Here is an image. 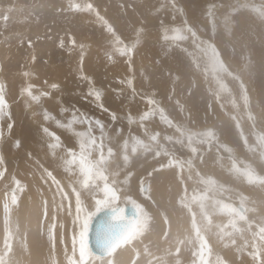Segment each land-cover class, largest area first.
<instances>
[{"label": "rangeland", "instance_id": "1", "mask_svg": "<svg viewBox=\"0 0 264 264\" xmlns=\"http://www.w3.org/2000/svg\"><path fill=\"white\" fill-rule=\"evenodd\" d=\"M72 4H78L80 9H73ZM89 4L92 5L91 9L87 8ZM189 28L195 31V40L188 31ZM177 29L186 37L185 39H172ZM209 45L214 46L219 52V58L224 62L228 73L232 75L213 73L211 65L207 62V56L202 51V49H208L209 53ZM120 49L125 50L123 54ZM217 75L225 85L226 91L220 89ZM226 76H229L228 79L230 78L233 84L227 81ZM236 76L244 82L247 90L249 98L247 107L244 105L240 81L235 79ZM263 78L264 0H0V85H3L7 102L4 113L0 115V158H2L0 169L4 167L2 170L5 173L4 145L10 144L12 140L16 142L18 138L15 120L16 117L21 118L19 115L27 121L29 128L34 132L45 135L48 132H45L47 129L55 133L60 142L55 141L50 135L51 141L62 147L65 144H79V137L72 135L68 130L73 121L77 122L76 129H80L79 120H85V118L92 121L99 120L104 125L103 142L106 158H108L109 147L113 149V155L116 157L117 155L114 148L107 144L105 131L110 132V128L119 127L125 129V133H129H126L127 135H134L135 138L146 141L142 131L146 132L155 127L161 130V134L163 133V140L172 141V144H164L162 137H159L156 132L159 138L154 143H157L147 144L148 152L161 151V156L156 162L143 167L145 163L142 160L143 168L135 173L134 170H130L133 156L130 155L129 162L125 164L124 151L118 156L119 158L113 159V156L108 158L106 173L110 181L117 180V187L123 189V192L125 186L131 182L134 192H138L137 194L142 197H136L133 194L131 196L128 193L129 196L142 204L152 219L158 218L156 214L161 208L159 200L161 194L163 195L162 185L164 184L169 192L168 194L164 191L166 197L170 195L171 198H179L180 194L177 195V193H183L185 187L196 186L199 188L197 190L201 187L202 190L211 189L215 192L217 201L221 200L222 204L240 208L235 205V201H238L239 205L243 202L244 207L258 206L259 208V202L248 190L264 191V182L262 179H256L251 181L252 185H250L246 173L250 171L253 176L258 177L256 168L252 165L254 157L259 155H256L257 150L260 153L258 158L262 159L264 164V145H261L259 140V137L264 136ZM10 81L14 82L12 84V90H16L14 96H11L9 92ZM29 89L31 95L28 93ZM96 92L100 93L99 99L95 96ZM173 93L175 96H172ZM33 96L38 99H32ZM72 98L87 104L88 110L92 112L91 115L74 114L65 119L66 123H61L58 118L49 116L48 112L52 110L46 102L63 100L64 106L61 104L63 110L70 108L66 99ZM126 101L131 104L124 103ZM208 102L209 110L205 107ZM114 103H117V106L113 107ZM212 104L216 109L211 107ZM75 105L71 107H77ZM15 109L18 113L13 111ZM161 109L172 122L171 125L159 117ZM145 113H151V115L147 117L148 119H141ZM249 114L253 119H249ZM227 116L231 118L234 116L239 121L242 120L241 122L245 121L252 135L255 136H253L255 142L251 140L245 143V137L248 136L245 134L251 135V133L246 128H242L241 124L236 129L238 133L236 135L241 137L244 143L240 144L237 141L238 137L235 140L231 136L229 138L223 121L224 118L225 120L230 118ZM74 117L77 119L73 120ZM150 119L155 121L154 124H147ZM203 125H205L204 128ZM178 127L181 131H177ZM208 130L214 133V140H209L202 135ZM189 136L192 137L191 148H195L196 152H192L188 146ZM125 140L126 138L122 136V141ZM28 141L23 144L31 148L30 145L35 143ZM118 145L124 148V144ZM179 148H182L181 151ZM138 150L144 149L138 148ZM130 151L131 149H127L126 152ZM209 157L218 160L221 158L220 161L223 164H220L219 173L210 165L203 168L195 165L198 161L205 162ZM96 158H98V152L93 151L92 159ZM172 159L181 162L183 170H179L175 164L170 166L169 161ZM134 162L137 163L135 160ZM31 165L35 171L42 169L37 164ZM112 165L118 169L114 170ZM24 170L26 169L17 167L16 174H13L14 181L20 182L22 191L27 188L29 181V185L32 184L29 188L34 191V180L29 177L32 171H29L27 176ZM17 171L21 173H18L19 177ZM126 172H131V177H127ZM193 176L196 178L194 179ZM239 177H242L243 182L240 183L245 189L240 188L242 186L237 182ZM141 178L144 180L145 187L150 188V195L152 194L150 200L146 199L148 194L140 192ZM207 178L214 181V185H208L205 182L209 181L206 180ZM14 181L13 187H16ZM68 190L70 194L71 188L68 187ZM22 196L20 194L19 197L22 198ZM179 205L187 207L189 202L183 203L181 200ZM38 210L34 208L32 212L34 214H31L34 219H31V225L41 229L42 213L40 214ZM1 213L0 210V215ZM160 214L161 212H158V215ZM3 221L4 218L1 222ZM241 225L243 226V221H237V227L240 228ZM2 231L3 224H0V233ZM40 233L41 230H39ZM139 239L140 237L119 250L134 248ZM182 242V238L179 237L175 243L177 245L170 249L175 255L170 260V264L198 263L200 247L192 240L187 239L184 244ZM28 250L29 262H31L33 252L30 245L25 244L24 253L26 254ZM39 263H42V258Z\"/></svg>", "mask_w": 264, "mask_h": 264}, {"label": "bare ground", "instance_id": "2", "mask_svg": "<svg viewBox=\"0 0 264 264\" xmlns=\"http://www.w3.org/2000/svg\"><path fill=\"white\" fill-rule=\"evenodd\" d=\"M195 43L197 44V42H195ZM209 53H210V51H209ZM228 77H227V79H228ZM15 80H16V78H15ZM227 81H229L230 83L233 84V82H232V80H230V78ZM15 82L17 83V81H15ZM13 83H14L13 81H10V84H9V92H10L11 96H14V94H15L14 91H16V90H12V88H13L12 84ZM140 85H141V83H140ZM199 87H201V86H199ZM173 91H175V90H173ZM172 96H175V94ZM139 97H140V95H139ZM116 98H118V97H116ZM120 98H122V97H120ZM66 100H67L70 108H65L63 110L61 108V104H63V100H61L60 102H57V101L46 102L48 104L49 108H51V110H52L51 112H48L49 116H53L54 118H58V120H60L61 123H66L67 120L65 121V119H68V117L73 116L74 114H79V115H83V116L84 115L87 116L89 114L91 115L92 112L88 110L89 107L87 104H84V102L83 103L77 102L73 98L72 99H66ZM119 100H121V99H119ZM122 100H124V98H122ZM136 101H138V100L136 99ZM223 102H226V101H223ZM227 102H229V101H227ZM33 103H34V101H33ZM124 103H128V102L126 101ZM152 103H154V102H152ZM152 103H151V105H152ZM116 104L114 103L113 107ZM72 105L73 106L75 105L77 107L72 108L71 107ZM204 105H206V104H204ZM209 105H210V103L208 102L207 105L205 106L206 109H208V110H209ZM222 105H223V103H222ZM63 106H64V104H63ZM154 106H156V105H154ZM212 106L214 109H216L214 107V104H212L211 107ZM226 106H228V105H226ZM118 109H119V107H118ZM13 111L15 113H18L17 109H15ZM92 111H93V109H92ZM102 111H104V110H102ZM172 112H174V111H172ZM19 116L22 119L16 117V120H15V122L17 124V127L15 130H17V135H18L17 136L18 138L17 139L15 138L16 142H14V140H12V142H13V143L11 142L12 144L10 143V144L4 145L5 162H6V165L5 164L4 165L6 166L5 167L6 171L4 173V176L0 177V210L2 211V213L0 215V224L1 225L3 224V231L0 233V254H4L7 251L5 249L4 243H3L4 242V221L1 222L3 220V218L5 217L4 204L7 202L9 204V208H10L9 220H10V228H11V231L13 234L11 237L12 251L8 252L7 255L5 256V260H6L7 264H28V263L29 264H68V258L71 256V250H72L73 219H74V211H75V195H74V193H72V191L69 194V198L71 200V205H72V210H73V215H69L67 210H66L68 201L64 202L65 203V209L64 210H61L58 212L55 211L54 207H53V198L55 196V202L58 204V203H60V196H59L58 190L56 188V184L52 183L53 182L52 177H49L43 169H47L49 172H51L52 176L55 177V180L60 178L59 179V181H61L60 184L63 186V188H66V190H65L66 192L69 191L68 187L71 189H72V187H76L77 190H81L80 189V182L82 181L83 177L81 176V174L79 172L78 165H72L71 167H67L65 164V161L67 159H70V156L68 155L69 147L77 153V149H79V144H65V146H63V147L58 145V144H55V142L51 141V137L49 135L51 133L50 130H48V132L45 135L43 133H42L43 134L42 135L39 132H38L39 133L38 134V133L34 132L33 129L29 128L28 123H26L27 121L21 115H19ZM133 116H135V115H133ZM174 117L176 119H178V117H176L175 115H174ZM228 117H230V116H227V118ZM91 119H92V117H91ZM225 119L226 118L223 119V121L225 123L224 126H225V128H227L226 134L229 138L233 137L235 140L238 137L237 141H239L240 144L244 143L245 140L243 141V140H241L242 139L241 137L237 136L238 133L236 132V129L238 127L236 125H237V120H238L239 125L241 124L242 128L243 127H244V129L246 128L251 133V135L248 133L245 134V135H248L247 137H245V138H248L247 141L252 140L253 142H255V140L253 138L254 135H252V132H251L250 128L248 127V124L245 121L241 122L242 120L239 121V119H237V118L234 120L231 117L227 120H225ZM199 120H203V119H199ZM208 120L209 119H207V121ZM80 121L81 120H79V122ZM102 122H104V121H102ZM132 122H136V121H132ZM154 122L155 121L153 119H150L148 121V123L146 121V123L149 125L154 124ZM20 124H21V126H20ZM76 124H77V122L73 121L71 123V126L68 127V130L72 133V135L75 136L77 132H84V131L88 130V124L86 122L85 123H79L78 126L80 127V129L79 128L76 129V127H77ZM50 126H51V124H50ZM204 126L205 125H203V128H204ZM48 127H49V125H48ZM54 129H52V130H54ZM98 129H99V127H98ZM98 129L95 126V123L93 121V126H92L93 134L95 135V137L97 139H100L101 138L100 135H103V133L101 134L100 133L101 130L99 131ZM110 129H111L110 132L105 131L104 136H106V138H107V141L105 140L107 142V144L112 146L114 148V150L116 151L117 157L113 155V159H116V158H119L118 156L121 155L125 151V149L121 148L118 144H124L125 141H127L128 142V148L127 149H132L135 136L134 135H127L126 133H128V132L125 133V129H120L119 127H112ZM160 131L158 129H155V127H154V129L151 128L149 131L147 130L146 132L142 131V132H144V138L146 139V141L144 140L143 142L145 144H150V145L156 144L157 142L154 143V141H151V136L156 135V132H157V135L159 137H162L163 133L161 134ZM236 133H237V135H236ZM226 134H225V136H226ZM122 136L126 138L125 141H122ZM158 136H157V138H159ZM28 140L29 141L31 140L32 142L35 143V144L30 145L31 148H29L28 146L23 144L25 141H28ZM65 140H67V138H65ZM162 140H163V137H162ZM55 141H57V140H55ZM97 141H99V140H97ZM163 141H164L163 142L164 144H172V141L171 142L168 140H163ZM59 142H60V140H59ZM54 144L57 146L56 147H50V145H54ZM184 146L185 145H183L182 147H184ZM181 149L179 151H181ZM190 149H191V146H190ZM150 150H152V149H150ZM183 151L185 152L184 149H183ZM131 152L132 151L127 152V155L129 157H130V155H132L133 159L137 162V163H135L133 160L132 166H130V170L131 171L134 170L135 173L137 171H140L145 165H147L149 163L156 162L157 159L159 158V156H161V155L157 156L155 152H148L145 150H138L136 153H131ZM209 152H210V149H209ZM128 153H130V154H128ZM214 153H215V155L217 154L216 152H214ZM258 154L260 155V153L257 150L256 155H258ZM259 155H258V157H260ZM210 157L203 163H199L198 160H197L198 162L195 161V162H197L195 165H197L198 168H201V167L203 168V166L210 165L214 168V170L217 173H219L220 164L221 165L223 164V162L220 161L221 158H220V160H218V159L210 158ZM258 157L257 156L254 157L252 165L256 168V174L258 175V177L264 178V176H262L264 174V164L262 162V159H260ZM162 158H163V156H162ZM130 159H132V158H130ZM185 159H188V158H185ZM224 159H226V158H224ZM142 160L144 161L143 163H145V164H143V167H141L142 166V164H141ZM37 161L39 162V164L43 165V168L40 171H35L33 166L31 165L33 163L37 164ZM186 163H188V162H186ZM29 166H30V168H29ZM17 167L21 168L22 170H23V168L26 169V170H24L25 171L24 174L27 176H28L29 171H32V173L29 175V177L31 180H34L33 184L35 187H33L34 191H31L29 186H32V184L29 185V181H28L27 182V188H24V191H22V193H19V191L16 192L17 203L15 205H13L11 203V195H12L13 189L15 187H13L14 184L12 182L14 181L15 175H13V174H16ZM116 168H117L116 166H113L114 170H116ZM2 169H0V171H3ZM178 169L181 170L180 168H178ZM202 171L204 172V170H202ZM235 171H236V169H235ZM18 173H20V172L17 171V174ZM119 173H122V172L119 171ZM189 173L191 174V172H189ZM192 173H193V171H192ZM160 174H161V172H160ZM195 174H197V173H195ZM226 174H227V172H226ZM230 174H231V172H230ZM199 175H201V174H199ZM229 175H228V177H229ZM17 176L19 177V174ZM189 176H187V177H189ZM194 176H193V178L195 179L196 177H194ZM117 177H118V175H117ZM223 177H225V176H223ZM190 179H192V178H190ZM206 180H209V179L207 178ZM247 181L250 183V185H252V183L249 180H247ZM237 182L242 183L243 182L242 177L237 178ZM198 183H197V185H199ZM226 183H228V182H226ZM241 183H240V185L242 186ZM52 184H54V185H52ZM230 184H231V182H230ZM195 187L196 186H193L192 187L193 189L191 188V186L185 187V190L183 193L175 192V193H177V195L180 194L178 196L179 198H171V196L168 195L169 194L168 187L165 184L162 185L163 195L161 194V198L159 200V202H161V205H160L161 208H159V211L157 210V214H156L158 216V218L154 217L151 220L149 229L140 237V239L138 240V242L134 248L125 249L123 251L119 250V248H118L116 250V252L111 257H105L104 258L105 264H107L108 260H111L112 264H170V260L173 257H175V255L173 253H171L170 249H172L175 245H177L175 243H177L179 237H181L183 240L182 244L186 243L187 239H188V240H192L195 244H197L200 247L201 241L197 237L196 232L192 227V213L196 214L197 223L201 227V230H203L200 233V235L203 236L204 239L207 240V243L209 245L210 252H208V251L205 252V258L209 261V264H218V261H223V264H258L257 261L253 260V257L251 255H249V253L252 251V248H251L252 243L253 242L259 243V237L255 235V233L258 232L257 226L258 225L264 226V191L262 190L263 192L262 191L259 192V191L254 190V192H251L248 190V192L254 198H256L257 201L259 202V208H258V206L252 207V208L251 207L247 208V207L243 206L244 209L246 210L245 215L247 216L248 222L245 223L243 221V226L241 225L242 227H240L241 229H243V231L238 232V231L234 230L232 228V226L229 224V221L233 218L231 216H229L227 213L219 211V205L215 204V202L217 201V199L214 196L215 192H213L211 189H206V188H204L202 190L201 189L202 187L200 188V190H197L199 188H197V187L195 188ZM194 188H195V190H194ZM240 188L245 189L243 186ZM134 190H135L134 186L131 184V182H129V185L125 186V191L122 194L127 195L128 193H130L131 196L135 195L136 197H142V196H140V194H137L138 192L137 193H136V191L134 192ZM164 191L168 192L167 197L164 195V194H166ZM220 192H222V191H220ZM20 194L23 195L22 198L19 197ZM232 194H234V193H232ZM72 196H74V197H72ZM201 197H206V199H204L202 201ZM19 198H20V200H19ZM229 198H231V197L229 196ZM82 199L85 201V203H88L89 202V193L88 192H82ZM181 200L183 203H185L186 201L189 202V206H187V207L180 206L179 204H180ZM45 201H47V205H48V211H47L46 216L44 214V202ZM201 202H203L205 204L206 210L211 217L212 223H211L210 227H205L207 224V221L204 220L202 215H201V210H200ZM235 205L241 207V205H239L238 201H235ZM121 206H124V205L122 204ZM34 208L39 209L38 212L40 211V214L42 213V227H41V229L34 228V225L33 224H32L33 226L31 225V223H32L31 219L34 220L33 217H31V214H34V213H32ZM149 208H151V206ZM153 208L155 209V207H153ZM167 208H169V209H167ZM189 208L191 209V212L189 211ZM153 211H155V210H153ZM158 212H161V214L158 215ZM155 213H156V211H155ZM165 216L167 217L168 223H164V217ZM159 217H160V219H159ZM249 223L252 225L251 229L248 228ZM53 225H55L54 228H53ZM39 230H41L40 234H39ZM27 233H29L28 236H27ZM165 233H167V235H165ZM53 236H54V240H53ZM1 240L3 242H1ZM172 240H174L175 242ZM233 241H235V243H233ZM246 241H247V245H245ZM25 244H29L31 249H32L33 261H31V262H29V258H30L29 257V254H30L29 250L26 254L24 253ZM40 258H42V263H39ZM13 259L15 262L13 261ZM93 264H101V262L99 260H94ZM196 264H198V263H196Z\"/></svg>", "mask_w": 264, "mask_h": 264}, {"label": "snow or ice", "instance_id": "3", "mask_svg": "<svg viewBox=\"0 0 264 264\" xmlns=\"http://www.w3.org/2000/svg\"><path fill=\"white\" fill-rule=\"evenodd\" d=\"M71 7L75 10H79L80 6L78 4H72ZM92 5H87L88 9H91ZM5 21H7V17H5ZM112 29L109 27V31ZM191 32L194 40L196 39V33L192 29H188ZM168 37H166L167 39ZM183 35H181L180 30H175V34L173 35V40H182L185 39ZM210 55L208 53V49H202L204 54L207 56V62L211 65L213 73H228V69L226 68L224 62L219 58L220 54L215 49L214 46L209 45ZM121 53H124V49H120ZM130 51V50H129ZM228 75H232L228 73ZM236 80L240 81V89L243 93V101L245 107H247L249 98L247 95V90L244 86V82L240 80L239 76L235 77ZM217 82L219 83L220 89L226 91V87L223 84L222 80L219 79L217 75ZM55 87V85L53 86ZM29 95H31L30 89L28 90ZM95 96L99 99L100 93L96 92ZM32 99L36 100L37 97L33 96ZM6 99L3 93V85H0V115L4 113V109L6 107ZM160 118L165 123L171 125V121L168 120L167 116L164 114L163 109L160 110ZM151 113H145L141 119H146ZM47 118V117H46ZM115 119V117L113 116ZM77 118L74 117L73 120ZM232 119H236L232 117ZM249 119H253L251 114H249ZM87 123L88 130L84 132H77L76 135L79 139V154H77L72 149L68 150V155L70 159L65 161L67 167H71L72 165H78L79 172L83 177L80 182V189L77 190L76 187H72L71 191L75 195V211H74V219H73V237H72V250L71 256L68 258V264H93L94 260H99L101 264H105L104 258L111 257L118 248H121L125 245H130L133 241L137 240L138 237H141L150 226V222L152 217L149 215V212L145 209V207L138 203L135 199H133L129 195H122L123 189L117 187V183L115 180H111L107 173V164L108 158L113 156V149L109 147L107 149L108 158L105 157V145L103 142V135L99 142H97V138L93 134L92 126L93 121L81 120L80 123ZM95 125L99 127L101 133H103L104 125L99 121H94ZM239 128V122L237 121V125ZM48 130L45 129V132ZM177 131H181L178 127ZM183 134V133H182ZM55 140L59 141V137L55 135V133H50ZM202 135L209 140H214L215 135L211 130H208ZM171 139V138H168ZM189 146H191L192 137L189 136ZM157 135L151 136V141H156ZM261 145H264V136L259 137ZM245 143H247V139L245 138ZM57 145H50V147H56ZM125 154L123 156V161L125 164L129 162V156L127 155L128 142L124 143ZM141 148L145 151L149 150L147 144L143 141L134 138V143L132 146V153H136L137 149ZM98 152V158L92 159V152ZM192 152H196L195 148H191ZM156 155L159 156L160 152H156ZM0 163H2V158H0ZM190 163V162H189ZM175 164L181 170H183V164L179 161L170 160L169 165ZM37 165L43 168V165L39 164L37 161ZM235 167V165H233ZM163 167V166H162ZM49 177H52L53 182L56 184V188L58 190L60 196V203L55 202V196L53 198V207L55 211H61L65 209V201H68L67 204V212L69 215H73L71 200L69 198V193L66 192L63 186L59 181L55 180V177L52 176V173L47 169H43ZM151 175V173H149ZM249 181H253L256 179H262L264 182V178H258L253 176V174L249 171L246 173ZM4 176V172L0 171V177ZM127 177H131V172L127 173ZM126 177V179H127ZM16 187L13 189L11 195V203L15 205L17 203V191H22L20 188V182L18 180L14 181ZM210 186L214 185V181H206ZM82 192L89 193V202L85 203L82 199ZM140 192L148 194L146 199H151L150 188L145 187L144 180L141 178L140 182ZM195 199V198H194ZM206 197H201L203 201ZM124 206H121V205ZM216 205H219V211L227 213L229 216L233 217L229 221V224L232 228L238 232H242L243 229L237 227V221H244L247 223V216L245 215V209L243 207V202H241V207L236 208L229 204H222L219 201L215 202ZM201 215L204 220L207 221L205 227L211 226V217L206 210V206L203 202L200 204ZM48 205L47 201L44 202V214L47 215ZM191 212V209L189 208ZM4 247L7 250L3 255H0V264H7L5 260V256L8 252L12 251L11 237L12 231L10 228V220H9V204L6 202L4 204ZM164 223H168L167 217H164ZM55 225H53V228ZM192 227L196 232L197 237L200 239V252H199V262L198 264H209V261L205 258V252H210L209 245L207 240L204 239L203 236L200 235L201 227L198 225L196 220V214L192 213ZM252 225L249 223L248 228L251 229ZM258 232L255 233L256 236L259 237V243L253 242L251 245L252 251L249 253L253 257L254 261H257L258 264H264V226L258 225ZM167 235V233H165ZM54 240V236H53ZM94 242V243H93ZM235 243V241H233ZM247 245V241L245 242ZM179 251V249H177ZM107 264H112L111 260L107 261ZM179 264V262H177ZM196 264V262H194ZM218 264H223V261H218Z\"/></svg>", "mask_w": 264, "mask_h": 264}, {"label": "water", "instance_id": "4", "mask_svg": "<svg viewBox=\"0 0 264 264\" xmlns=\"http://www.w3.org/2000/svg\"><path fill=\"white\" fill-rule=\"evenodd\" d=\"M94 243V242H93Z\"/></svg>", "mask_w": 264, "mask_h": 264}]
</instances>
